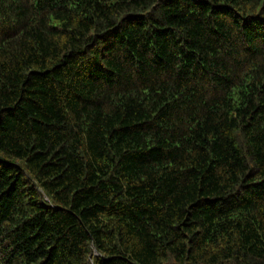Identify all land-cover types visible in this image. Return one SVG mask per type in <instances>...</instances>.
I'll list each match as a JSON object with an SVG mask.
<instances>
[{
	"label": "trees",
	"instance_id": "1",
	"mask_svg": "<svg viewBox=\"0 0 264 264\" xmlns=\"http://www.w3.org/2000/svg\"><path fill=\"white\" fill-rule=\"evenodd\" d=\"M0 264H264V0H0Z\"/></svg>",
	"mask_w": 264,
	"mask_h": 264
},
{
	"label": "bare ground",
	"instance_id": "2",
	"mask_svg": "<svg viewBox=\"0 0 264 264\" xmlns=\"http://www.w3.org/2000/svg\"><path fill=\"white\" fill-rule=\"evenodd\" d=\"M77 7H79V6H77ZM33 19V18H32ZM113 25V24H112ZM58 32V31H57ZM67 50V49H66Z\"/></svg>",
	"mask_w": 264,
	"mask_h": 264
}]
</instances>
